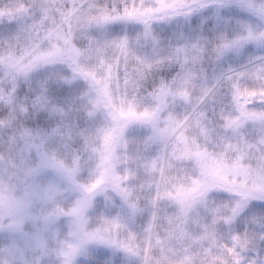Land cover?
Wrapping results in <instances>:
<instances>
[{"label": "snow or ice", "instance_id": "6c2138e0", "mask_svg": "<svg viewBox=\"0 0 264 264\" xmlns=\"http://www.w3.org/2000/svg\"><path fill=\"white\" fill-rule=\"evenodd\" d=\"M0 264H264V0H0Z\"/></svg>", "mask_w": 264, "mask_h": 264}]
</instances>
